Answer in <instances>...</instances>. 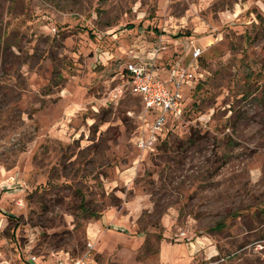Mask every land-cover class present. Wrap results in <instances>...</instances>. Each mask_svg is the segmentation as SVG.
I'll use <instances>...</instances> for the list:
<instances>
[{"label": "rangeland", "instance_id": "374dc122", "mask_svg": "<svg viewBox=\"0 0 264 264\" xmlns=\"http://www.w3.org/2000/svg\"><path fill=\"white\" fill-rule=\"evenodd\" d=\"M194 46L201 83L137 148L129 54ZM88 242L90 264H264V0H0V264Z\"/></svg>", "mask_w": 264, "mask_h": 264}, {"label": "built area", "instance_id": "2783aa9c", "mask_svg": "<svg viewBox=\"0 0 264 264\" xmlns=\"http://www.w3.org/2000/svg\"><path fill=\"white\" fill-rule=\"evenodd\" d=\"M158 50L164 45L158 43ZM156 50V51H158ZM190 60L179 65L167 76L161 77L153 57L142 60L136 54H129L123 70L130 92L139 96L142 106L141 122L133 138L135 146L141 150H150L155 147L163 135L170 120L178 118L184 107V89L194 86L203 74L198 69V58L202 50L194 46L190 50ZM168 131V130H167ZM82 256H73L68 252H53L44 264H90L91 242ZM27 264H41L38 255L28 254Z\"/></svg>", "mask_w": 264, "mask_h": 264}, {"label": "crops", "instance_id": "0c3cea01", "mask_svg": "<svg viewBox=\"0 0 264 264\" xmlns=\"http://www.w3.org/2000/svg\"><path fill=\"white\" fill-rule=\"evenodd\" d=\"M169 42H172L173 44L174 43H177V41L176 40H172V41H170V40H167V43H169ZM189 42L191 43H193L194 42V40H189ZM164 45V44H163ZM165 45H164V49H165ZM156 51V49H154L153 51H149L148 53H147V59H149V57H153L154 58V60H155V64H156V62H157V60H159V59H161V52H155ZM184 57H185V53L183 54V55H176L175 57L173 56V55H171L170 56V58H171V62L169 63V64H166V65H164L163 63H165V61H163V62H160L159 64H156V70H157V72H158V74L161 76V77H165V76H167L170 72H172V70H175L179 65H182V64H184V63H187L185 60L186 59H184ZM159 65H161V66H159Z\"/></svg>", "mask_w": 264, "mask_h": 264}, {"label": "trees", "instance_id": "16d2710c", "mask_svg": "<svg viewBox=\"0 0 264 264\" xmlns=\"http://www.w3.org/2000/svg\"><path fill=\"white\" fill-rule=\"evenodd\" d=\"M179 35H180V34H176L175 36L178 37ZM199 58H200V57H199ZM199 58H198V60H199ZM198 62H199V61H198ZM202 78H203V77H202ZM202 78H200L199 81L194 85L195 88L201 83Z\"/></svg>", "mask_w": 264, "mask_h": 264}]
</instances>
